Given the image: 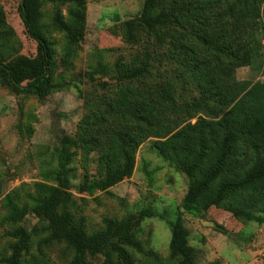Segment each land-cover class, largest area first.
<instances>
[{"label":"rangeland","instance_id":"obj_1","mask_svg":"<svg viewBox=\"0 0 264 264\" xmlns=\"http://www.w3.org/2000/svg\"><path fill=\"white\" fill-rule=\"evenodd\" d=\"M144 1L44 2L40 21L52 43L55 89L41 101L14 93L0 79V264L16 242L6 234L19 226L30 236L19 264H66L72 259L73 250L51 240L48 224L34 214L19 223L6 220L9 196L29 211L35 184H56L48 174L59 168L60 147L67 150V165L74 170L66 211L88 235L104 230L106 219L177 207L198 264H264V222L231 212L245 209L264 217V207L247 203L252 190L229 193L222 205L204 208L222 181L248 170L253 162L248 146L262 144L264 124H249V135L232 142L245 155L230 160L226 177L197 205L182 207L191 179L212 166L205 163L198 136L190 129L204 126L211 138L227 141L231 135L221 129L224 120L233 118L237 125L247 112L264 114V0H252L255 12L248 0H159L153 13L173 8L179 20L158 29L165 38L162 45L141 22ZM20 2L0 0L6 18L0 25V62L26 72L24 62L37 59V45L20 18ZM145 64L143 76L120 78ZM169 139L177 142L175 157L155 146ZM116 168L127 169L117 185L106 191L80 189ZM135 236L142 251L126 249L136 264H179L170 256L166 221L146 218ZM87 259L106 264L103 255ZM113 261L122 264L116 255Z\"/></svg>","mask_w":264,"mask_h":264},{"label":"trees","instance_id":"obj_2","mask_svg":"<svg viewBox=\"0 0 264 264\" xmlns=\"http://www.w3.org/2000/svg\"><path fill=\"white\" fill-rule=\"evenodd\" d=\"M66 1L75 2L83 5L85 0H21L18 10L28 36L36 42L37 59L34 61H25L24 65L27 71L18 70L15 66L0 62V79L14 93L31 94L38 97L39 100H45L55 89L52 82L53 68V50L52 43L44 34V27L40 21V11L44 2ZM159 0H145L140 15L141 22L147 31L153 34L158 44L162 45L165 38L158 33V29L178 23L177 10L162 9L153 13ZM249 9L252 12L257 10L255 2L247 1ZM264 12V7H263ZM6 24L4 12L0 9V25ZM65 29L68 26L62 24ZM147 72V64L142 67L132 69L120 75L122 80L131 81L143 76ZM244 122L239 121L235 125V119L224 120L221 123V129L225 132L230 131L231 138L225 141L223 137L211 138L208 132H204V126L193 127L190 131L198 136L197 148L205 157V163L212 164L211 167L198 179H191L187 193L183 199L182 207L191 209L201 200L203 195L207 194L212 187L218 183L225 175L226 166L230 164L233 158L243 157L240 146L232 143L238 138L244 139L249 135V124L260 122V128L264 124V114L247 112L244 116ZM250 121V122H248ZM197 128V130L195 129ZM253 133V132H252ZM263 135V133L261 134ZM259 136V142H252L248 149L252 153L253 162L248 170L241 174H236L233 179L222 181L213 192L210 200L205 204L207 210L212 206H220L226 200L229 193L252 190L253 193L248 198L249 207H264V135ZM211 138V139H210ZM209 141V144L208 143ZM155 146L159 152L167 156H177V142L173 139L165 143H156ZM58 169L50 172L54 175L56 184H47L38 182L35 184L36 194L31 196L33 205L28 211L20 208L9 196L7 208L9 213L6 220L11 223H19L30 213L45 221L50 230V239L57 242H64L67 247L73 250L72 259L66 264H91L88 257L103 255L106 264H115L113 255H116L122 264H136L126 247L133 248L138 252L142 251V244L135 236L136 227L146 218L159 217L167 222L171 230V239L169 251L171 258H178L179 264H198L196 261V251L188 245V230L184 225L182 212L177 210H166L161 214H156L150 210H142L136 215H128L121 220L106 219L104 230L88 235L80 226L72 224L71 216L66 211L67 206L72 201L70 193V179L73 168L67 165L68 152L64 148H58ZM124 156L131 157L128 150L123 148ZM170 157V158H171ZM214 163V164H213ZM126 170L109 169L104 177L94 180L92 184L82 186V191L96 189L106 191L109 188L120 183ZM236 218H242L246 221L264 222L263 216H257L245 209H234L231 211ZM8 237L16 240L11 246V255L1 260L4 264H19L21 256L27 251L30 236L28 230L24 227H17L7 232Z\"/></svg>","mask_w":264,"mask_h":264}]
</instances>
